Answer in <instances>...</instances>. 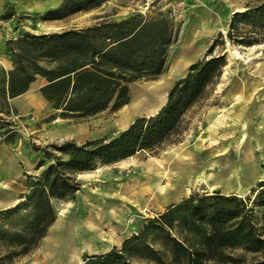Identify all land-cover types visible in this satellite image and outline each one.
Listing matches in <instances>:
<instances>
[{"label":"trees","instance_id":"trees-1","mask_svg":"<svg viewBox=\"0 0 264 264\" xmlns=\"http://www.w3.org/2000/svg\"><path fill=\"white\" fill-rule=\"evenodd\" d=\"M109 0H64L41 20H59ZM179 23L170 14L102 20L81 28L33 34L19 30L6 41L12 68L0 67V135L16 137L10 99L25 93L38 78L39 91L56 118L84 120L115 112L129 100V85L153 80L165 68ZM231 44L264 43V0L232 16L226 37ZM207 55L176 80L153 115L136 117L116 134L32 146L39 152L38 174H25L26 191L0 210V264H16L36 251L57 218L54 202L76 198L78 176L98 164L111 165L135 155L156 156L180 143L191 110L204 102L226 66L225 53ZM237 250L240 252L235 253ZM264 264V179L245 197L219 190L195 192L142 218L134 233L102 254H83L81 264Z\"/></svg>","mask_w":264,"mask_h":264},{"label":"rangeland","instance_id":"rangeland-1","mask_svg":"<svg viewBox=\"0 0 264 264\" xmlns=\"http://www.w3.org/2000/svg\"><path fill=\"white\" fill-rule=\"evenodd\" d=\"M257 2L258 0H109L71 13L63 19L42 21L40 18H31L17 21L19 25L14 21V24L5 26L4 39L0 41V67L8 71L12 66L6 54V41L13 39L19 30L33 34L59 32L86 27L102 20L118 21L137 12L146 17L170 14L179 23L176 41L168 49L164 72L156 79H141L131 83L126 105L115 112L107 109L84 120L65 119L54 122L48 121V116L52 113L49 108L38 120L34 119L33 123H23V133L17 132L16 140H21L23 145L32 148L31 145L43 147L65 139H72L80 144L86 138L94 139L118 133L136 117L159 109L165 103L173 83L185 75L191 64L204 58L216 40L220 43L219 34H222V45H217L212 54L225 53L227 64L208 99L191 110L187 134H184L180 143L166 148L156 156L138 154L118 162V181L123 183V189L127 193L138 196L139 202L148 201V216L136 214L137 217L143 215L142 218L158 213L156 204L161 202L160 195L165 197L166 191L170 193L167 195L170 203L195 192L213 190L245 197L251 188L264 179V176L260 177L264 173V43L245 47L231 44L225 37L232 16L243 11L247 5ZM234 50L238 55L233 53ZM135 105L138 108L133 110ZM210 114L215 127L206 132L209 126L206 119ZM34 152L39 157V152ZM96 169H101L99 175L113 170L109 165L105 168V165L100 164ZM38 173L39 170H35L34 174ZM79 181L84 187H81L82 190L74 201H69L67 210L64 203L54 202L57 216L60 212L56 230H63L65 215L68 222L73 220L82 224L85 219L86 194L89 193L92 179ZM148 183L152 191L147 194L139 193L138 190ZM83 192L86 194L81 196ZM74 234H77L75 229ZM88 236L89 234L82 238L86 240ZM54 239L55 235H47L39 250L18 260L16 264H45L44 257L48 258L50 264H80L83 253L92 252L89 243L76 247L70 239L65 246L64 240L60 246L62 256H58L60 260L54 261L49 256L57 247V243L51 242ZM75 240L76 245H81L79 237L76 236ZM238 252L240 250L235 253Z\"/></svg>","mask_w":264,"mask_h":264},{"label":"crops","instance_id":"crops-1","mask_svg":"<svg viewBox=\"0 0 264 264\" xmlns=\"http://www.w3.org/2000/svg\"><path fill=\"white\" fill-rule=\"evenodd\" d=\"M63 1L64 0H0V41L4 39L5 26L14 24V21L21 22L22 20L31 18L34 20L38 18L41 19V16L47 10L57 8ZM18 22L16 23L17 25H19ZM15 36L16 34L14 37ZM3 66L5 67V63H3ZM43 84L44 80L38 77L25 93L10 99L9 107L11 114L5 118L14 124L13 127L16 133L22 132L21 125H23V123L31 124L34 119L38 120L46 109L49 110L48 104L39 91ZM159 109L150 112L148 115L155 114ZM16 117L20 120H15ZM212 117V114H210V117L206 119V124L209 125L206 132L213 130L215 127L213 125L214 120L212 122ZM63 120L65 119L56 118L51 122ZM16 137L13 142H7L5 137L0 135V210L14 206L19 201L20 195L26 191L25 174H34L35 164L38 159L34 150H32L31 147L23 145L21 140H16ZM87 139L89 138L85 140ZM107 166L108 165H105V168ZM109 166H111L113 170L106 171L104 175H99V170L101 169H96L90 173L78 176L79 180H86L87 178L92 179L89 185V193H81V196L85 194L88 195L84 207L86 212L85 219L82 224L75 223L73 220L69 221V223L65 220V215L63 218L64 228L57 234V224L60 222V212H58V216L47 234H57V247L55 251L54 249L51 251L52 254H49L54 261L57 259L60 260L58 256H62L63 252L61 253L62 248H60V246L64 240L66 241L64 244L65 246L69 243L70 239L72 240V244L76 247H80L86 243L91 244V254L83 253L87 255L105 253L113 246L120 247L123 240L136 231L137 221L142 218L143 215L148 216V201L145 203L139 202L138 196L130 192L127 193L123 189V183L118 181V162ZM81 187H84V185L82 184ZM81 190L82 188L77 191L76 196L80 194ZM150 191H152L150 183L142 186L140 190H138L141 194H147ZM165 194L164 198H167V195L170 193L166 191ZM161 200H163V197H161ZM61 203L66 205L65 208L67 210V206L70 202ZM171 203L160 202L156 204L158 208H156V211L162 212ZM137 213H142L143 215L137 217ZM74 229L77 232L76 235L74 234ZM88 234L89 236L86 240L82 238L84 235L86 236ZM76 236L80 238L81 245H76ZM44 239L41 245L44 244ZM39 248L37 250H39ZM45 258L46 257H44L45 264H50L48 258Z\"/></svg>","mask_w":264,"mask_h":264},{"label":"bare ground","instance_id":"bare-ground-1","mask_svg":"<svg viewBox=\"0 0 264 264\" xmlns=\"http://www.w3.org/2000/svg\"><path fill=\"white\" fill-rule=\"evenodd\" d=\"M233 53L236 54V55H238V52H237L236 50H234ZM137 108H138L137 105H135V107H134L133 110H135V109H137ZM156 110H157V109L153 110L152 112H154V111H156ZM261 176H264V173L261 174L260 177H261ZM161 197H162V195H160V198H161ZM161 202H162V203H163V202H168V200H167V198H164V197H163V200H161ZM65 211H66V210H65ZM56 231H57V234H58L59 232H61L60 230H56ZM57 234H55V239H54V241H53V240H52V241L50 240L51 242H53V243H54V242L57 243V236H56ZM53 235H54V234H53ZM50 241H49V242H50Z\"/></svg>","mask_w":264,"mask_h":264},{"label":"built area","instance_id":"built-area-1","mask_svg":"<svg viewBox=\"0 0 264 264\" xmlns=\"http://www.w3.org/2000/svg\"><path fill=\"white\" fill-rule=\"evenodd\" d=\"M15 120L18 121V120H20V119L16 117ZM198 124L201 125V122H198ZM200 127H201V126H199V128H200Z\"/></svg>","mask_w":264,"mask_h":264}]
</instances>
